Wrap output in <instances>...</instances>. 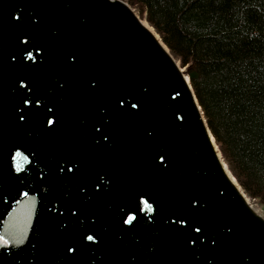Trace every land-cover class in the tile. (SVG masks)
Returning <instances> with one entry per match:
<instances>
[{
    "label": "water",
    "instance_id": "obj_1",
    "mask_svg": "<svg viewBox=\"0 0 264 264\" xmlns=\"http://www.w3.org/2000/svg\"><path fill=\"white\" fill-rule=\"evenodd\" d=\"M160 42L121 0H0V264H264Z\"/></svg>",
    "mask_w": 264,
    "mask_h": 264
},
{
    "label": "trees",
    "instance_id": "obj_2",
    "mask_svg": "<svg viewBox=\"0 0 264 264\" xmlns=\"http://www.w3.org/2000/svg\"><path fill=\"white\" fill-rule=\"evenodd\" d=\"M189 78L229 172L264 214V0H121Z\"/></svg>",
    "mask_w": 264,
    "mask_h": 264
},
{
    "label": "bare ground",
    "instance_id": "obj_3",
    "mask_svg": "<svg viewBox=\"0 0 264 264\" xmlns=\"http://www.w3.org/2000/svg\"><path fill=\"white\" fill-rule=\"evenodd\" d=\"M141 23H142V25L144 26V27H146L154 36H155V38L160 42V39H159V37L157 36V34L154 32V30L152 29V28H150L149 26H148V24L145 22V21H141ZM161 43V42H160ZM212 142H213V140H212ZM216 152H217V154H218V157H219V159H220V162H222L221 161V157H220V153L218 152V150H217V148H216ZM222 168L224 169V172L226 173V175L228 176V178H229V180L232 182V184L238 189V190H240V188H239V186H238V184L236 183V180L233 178V176L230 174V172H229V170H228V168H225V166H224V164H223V162H222ZM240 192H241V190H240ZM243 194V193H242ZM244 198H246V197H244ZM246 202L249 204V206H250V208L254 211V212H256V213H258V211H257V209L255 208V206L256 205H252L251 203H250V201L248 200V198H246ZM257 207V206H256Z\"/></svg>",
    "mask_w": 264,
    "mask_h": 264
},
{
    "label": "rangeland",
    "instance_id": "obj_4",
    "mask_svg": "<svg viewBox=\"0 0 264 264\" xmlns=\"http://www.w3.org/2000/svg\"><path fill=\"white\" fill-rule=\"evenodd\" d=\"M136 14H137V13H136ZM137 15H138V14H137ZM248 200H249V199H248ZM249 201H250V200H249ZM250 203H251L253 206L256 205L255 202H251V201H250ZM256 206H257V205H256ZM256 206H255V208H256V209L258 208V209H257V211H258L257 214L260 215V216H263V217H264V214L262 213V211L259 209L258 206H257V207H256Z\"/></svg>",
    "mask_w": 264,
    "mask_h": 264
},
{
    "label": "snow or ice",
    "instance_id": "obj_5",
    "mask_svg": "<svg viewBox=\"0 0 264 264\" xmlns=\"http://www.w3.org/2000/svg\"><path fill=\"white\" fill-rule=\"evenodd\" d=\"M89 239H91V237H89Z\"/></svg>",
    "mask_w": 264,
    "mask_h": 264
}]
</instances>
